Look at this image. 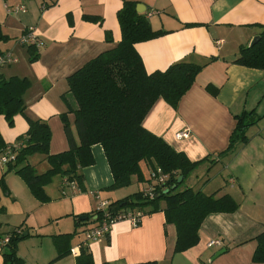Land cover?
<instances>
[{
	"label": "crops",
	"instance_id": "0c3cea01",
	"mask_svg": "<svg viewBox=\"0 0 264 264\" xmlns=\"http://www.w3.org/2000/svg\"><path fill=\"white\" fill-rule=\"evenodd\" d=\"M125 1L136 2L139 15L146 17L151 28L164 32L134 45L147 74L165 71L178 62L203 65L214 59L197 75L176 109L156 100L142 127L189 161L200 162L182 178L179 191L190 188L215 198L228 195L237 204L236 211L208 215L198 232L199 243L182 253H174L175 227L165 222L162 211L144 214L137 227L128 220L115 222L105 239L86 242L85 232L93 225L76 228L79 216L92 215L100 201L122 200L147 186L132 177L129 187L107 190L113 178L103 149L96 144L90 148L94 164L79 171L84 190L63 187L64 178L55 176L44 187L49 198L44 204L31 195L19 176L0 165V178L8 189L3 193L0 188V207L5 209L0 214V238L21 227L16 254L24 264H75L77 257L70 253L56 260L53 242L54 236L71 233L70 249L84 246L94 264H264L251 261L256 247L253 239L264 230V71L232 63L239 49L249 46L264 27V0H0V26L8 37L0 43V53L9 52L18 59L0 74L30 82L24 94L25 114L49 126L51 155L66 151L60 115L68 108L76 109L66 80L120 41L116 14ZM5 5H23L26 13L7 14ZM84 16L102 21H85ZM29 27L43 42L35 48L38 58L31 63L27 46L17 42ZM106 34L111 36L110 43ZM207 86L216 89V94L207 91ZM251 111L261 120L247 128L248 142L225 153L235 117ZM67 117L77 142L74 116ZM27 128L24 115L14 116L12 127L0 116V147L23 142L18 140ZM185 130L188 138L175 139V134ZM26 164L38 174L48 169L44 155L30 156ZM210 241L220 244L209 247ZM1 244L0 264H5Z\"/></svg>",
	"mask_w": 264,
	"mask_h": 264
},
{
	"label": "trees",
	"instance_id": "16d2710c",
	"mask_svg": "<svg viewBox=\"0 0 264 264\" xmlns=\"http://www.w3.org/2000/svg\"><path fill=\"white\" fill-rule=\"evenodd\" d=\"M136 5V2L125 1L116 14L121 33L120 41L113 48L86 62L66 80L68 93L76 103V109L68 108L67 112L60 115L68 143L66 151L51 155L49 126L46 122L32 119L25 114L24 94L29 89L30 82L19 77L4 78L0 74V116L12 125L14 116L21 114L28 125L24 137L18 140L23 142L14 163H8L6 166L22 179L31 195L42 204L49 202L44 187L55 176L74 182L79 190H84L83 178L79 171L94 164L90 148L96 144L102 147L113 178V183L107 190L129 187L132 177H136L139 183L146 182L148 185L151 182V172L159 168L167 175V180L163 190L159 187L152 200L143 197L142 189L122 200L109 203L107 212L110 215L118 212L144 215L162 211L165 222L175 227L174 253H182L199 243L198 232L208 215L235 212L237 204L228 195L215 198L214 195H205L190 188L179 191L183 179L200 162H191L182 153L175 152L161 138L145 130L142 121L158 99L176 109L197 75L214 59L203 65L178 62L170 65L165 71L147 74L134 45L158 38L164 32L154 31L146 17L136 12ZM83 19L99 24L102 21L99 17L84 16ZM193 26L196 25L185 27ZM7 40L8 37L2 33L0 26V43ZM105 40L110 43L111 36L106 34ZM27 52L28 61H36L38 55L35 48L27 46ZM232 63L264 71V27H261L258 40L252 46L241 47ZM206 90L212 95L217 91L210 86H207ZM68 114L74 116L77 142L71 132ZM235 120V128L225 153L232 151L238 144H246L247 128L257 124L261 117L251 111L243 112L236 116ZM4 147H0V151ZM35 154L45 156L48 169L44 173L38 174L33 167L26 164L28 157ZM179 177L183 178L180 183L177 182ZM0 188L3 193L8 192L3 177L0 178ZM165 190L169 192L165 193ZM4 212L5 209L0 207V214ZM82 217H86L85 220L81 221ZM102 219L103 212L95 210L92 215L79 216L75 227L89 222L95 227ZM20 229L21 227H18L10 231L6 235V243L3 242L6 237L0 238L1 248L6 251L3 253L5 264H24L16 254L17 243L22 239L23 231ZM73 236L74 233L54 236L56 260L69 256ZM253 240L256 247L251 261L264 263V230ZM79 252L75 264H94L84 246L80 245Z\"/></svg>",
	"mask_w": 264,
	"mask_h": 264
},
{
	"label": "built area",
	"instance_id": "2783aa9c",
	"mask_svg": "<svg viewBox=\"0 0 264 264\" xmlns=\"http://www.w3.org/2000/svg\"><path fill=\"white\" fill-rule=\"evenodd\" d=\"M5 11L7 14H24L26 13V7L23 5H15V6H7L5 5ZM17 42L22 46H33L38 49L43 46V42L39 40L38 36L35 33V29L29 27L23 31V33L18 37ZM18 59L13 56L9 52L0 53V71L2 68L7 67L9 65L16 64ZM189 137V132L187 130L175 134V139H185ZM22 147V142H16L13 144L6 145L0 151V165L6 166L8 163H14L16 155L18 151ZM151 182L142 190V195L144 198L148 200H152L157 193V189L161 187L163 190V185L167 180V175H164L159 168L150 174ZM66 186H76L74 182H68L66 179L63 181V187ZM109 203L106 201H100L96 211L103 212V219L98 226L92 227L91 229L85 232V241H101L105 239L107 234L109 233L110 227L112 224L122 220H128L130 223L137 227L142 218L141 213L135 212H118L114 215H110L107 212ZM8 241V237L4 239V243ZM219 241H210L207 246L212 247L215 245H219ZM80 246H77L73 249H70V254L73 257H77L79 255Z\"/></svg>",
	"mask_w": 264,
	"mask_h": 264
},
{
	"label": "water",
	"instance_id": "95a60500",
	"mask_svg": "<svg viewBox=\"0 0 264 264\" xmlns=\"http://www.w3.org/2000/svg\"><path fill=\"white\" fill-rule=\"evenodd\" d=\"M140 9V7H138L137 6V8H136V11H137V13L138 14H141V10H139ZM258 38H259V36H257V37H255L252 41H251V43L249 44V46H252L257 40H258ZM7 167L5 166V169H6ZM181 180H182V177H179V179H178V183H180L181 182ZM165 193H168L169 191L168 190H165L164 191ZM86 217H82L81 219H85Z\"/></svg>",
	"mask_w": 264,
	"mask_h": 264
},
{
	"label": "rangeland",
	"instance_id": "374dc122",
	"mask_svg": "<svg viewBox=\"0 0 264 264\" xmlns=\"http://www.w3.org/2000/svg\"><path fill=\"white\" fill-rule=\"evenodd\" d=\"M62 123V122H61ZM8 124V123H7ZM8 126H10V127H12V125H10V124H8ZM63 128V127H62ZM64 131V130H63ZM38 155H42V154H38ZM131 190H135V189H133V188H130ZM133 194H134V192H133ZM7 228H11L10 226L9 227H5V229L7 230Z\"/></svg>",
	"mask_w": 264,
	"mask_h": 264
}]
</instances>
